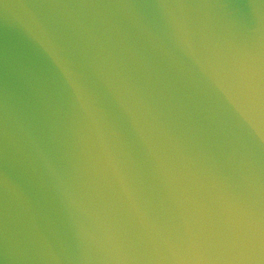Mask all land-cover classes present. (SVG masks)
Here are the masks:
<instances>
[{
  "label": "water",
  "instance_id": "water-1",
  "mask_svg": "<svg viewBox=\"0 0 264 264\" xmlns=\"http://www.w3.org/2000/svg\"><path fill=\"white\" fill-rule=\"evenodd\" d=\"M0 264H264V0H0Z\"/></svg>",
  "mask_w": 264,
  "mask_h": 264
}]
</instances>
